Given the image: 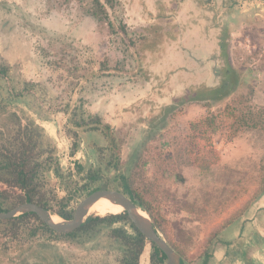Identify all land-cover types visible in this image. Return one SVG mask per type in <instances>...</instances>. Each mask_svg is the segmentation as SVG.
Wrapping results in <instances>:
<instances>
[{
  "label": "rangeland",
  "instance_id": "obj_1",
  "mask_svg": "<svg viewBox=\"0 0 264 264\" xmlns=\"http://www.w3.org/2000/svg\"><path fill=\"white\" fill-rule=\"evenodd\" d=\"M87 1L16 0L24 50L10 59L6 74L0 76V132L6 135L11 113L23 122L30 116L41 127L39 140L46 136L54 146L65 175L58 178L50 172L49 179L58 196L70 195L73 210L93 187L118 188L114 178L128 173L148 121L162 106L191 87L221 84L220 33L228 32L229 58L236 70L249 71L252 103L264 105V71L258 70L264 58V0H180L175 7L174 0H117L111 15L130 29L156 23L159 15L162 24L170 19L178 26L171 29L174 38H164L155 50L137 54L129 47L121 71L113 68L124 54L126 38L99 28L84 7ZM63 43L70 44L65 54L59 50ZM62 56L69 61L64 67L57 63ZM105 57H109L111 69L97 70ZM77 63L80 70L75 77L67 68ZM247 90L246 84H238L226 98L212 101L210 109L202 102L186 104L171 122L167 118L168 127L184 132L189 122L209 110H222L230 97ZM16 92L21 96L15 97ZM79 101L85 111L100 115L124 138L119 172L101 169V181L90 183L89 189L81 187V177L88 170L103 168L98 147L108 146V141L100 131L78 129V150L70 155L71 139L65 128L71 108ZM66 104L69 107L64 112ZM228 134L224 129L214 135L220 159L209 172L182 165L177 172L183 181L170 172L161 178L172 197L164 203L163 212L174 234L180 228L185 238H191L185 247L189 258L198 242L249 199L259 184L264 134L258 130L240 131L231 138ZM77 165L83 167L78 175ZM152 169L149 163L148 175ZM258 200L264 202V193L218 233L209 247L211 264H264V238L253 226ZM114 227L134 233L129 221H118L68 241L42 230L34 235L19 230L13 236L0 223V264H117L121 251L109 237ZM149 251L147 243L140 264H149Z\"/></svg>",
  "mask_w": 264,
  "mask_h": 264
},
{
  "label": "trees",
  "instance_id": "obj_2",
  "mask_svg": "<svg viewBox=\"0 0 264 264\" xmlns=\"http://www.w3.org/2000/svg\"><path fill=\"white\" fill-rule=\"evenodd\" d=\"M178 1L180 0L173 1L174 7ZM116 5L117 0H89L84 4L87 13L96 21L99 28L106 29L110 34H119L126 38L127 45H125L124 54L122 58L115 60L114 70L125 69L129 47H132L137 54L140 52L143 54L146 50H155L164 38H174L171 29H178V26L170 19H167L166 24H162L159 15L158 19H160L156 23L130 29L121 18L116 15L112 17L111 14L115 13ZM162 17L167 18L168 16ZM69 46L70 44L63 43L59 47L60 52L65 54ZM218 46L224 60L222 62L224 80L221 84L217 87L205 85L191 87L181 95L174 97L170 104L162 106L159 113L148 121V127L135 151L128 173H119L114 178L118 183L117 189L147 212L155 228L180 254V264H192L193 261H198L199 264H211L213 255L209 247L218 233L241 216L250 204L264 193L263 156L259 184L250 198L243 202L230 217L222 220L215 229H212L206 238L198 242L197 251L191 255V258L185 251L191 238L188 236L185 238L180 228L177 234H174L163 212L164 203L172 201V197L169 190L162 185L161 178L170 172L178 181H183L181 173L177 172V167L182 165L197 168L204 173L209 172L220 159L219 151L214 144L216 133L227 129L230 138L244 130H258L264 134V105L252 103L253 86L247 82L250 78L248 69L238 71L233 66L229 58L230 47L227 31L218 36ZM68 62L65 56L59 57L57 61L60 67H64ZM78 63L71 69L67 68L74 73L75 77L79 75L77 73L80 70ZM99 63L97 70L111 69L109 68V57H105ZM7 69V65L0 63V76L5 75ZM258 70L264 71V58L260 59ZM238 84H246L248 90L244 93H235L225 102L222 110H209L204 116L189 122L184 132H177L176 129L168 127V123L177 116L184 105L202 102L209 108L212 101L222 100L234 92ZM21 94V92H16L15 97ZM65 106L63 111L67 112L69 104ZM82 106V101H79L71 108L68 118L69 126L65 128V134L71 139L70 155L73 156L79 146L78 129L100 131L108 141V146L98 147L100 156L98 161L103 168L88 170L81 177L83 180L81 187L89 189L90 183L101 181V169L119 170L121 145L124 138L100 115L87 112ZM10 115L12 117L11 126L6 128V135L0 132V183L4 185V188L0 189V210L7 211L18 204L34 202L63 219L71 218L73 209L69 204L70 195L66 193L58 196L48 176L51 172L58 178L65 177L54 155V146L46 136L39 140V136L43 134L42 129L30 116L27 117V122H23L18 114L11 113ZM167 118L170 122H167ZM149 163L153 166L151 175L147 172ZM82 170L83 167L77 165L75 174L78 175ZM104 187L96 186L88 192ZM118 221H129L134 233L128 234L120 227L111 228L109 237L121 251L117 264H140L139 260L147 243L150 245L149 264L164 263L165 254L144 237L130 221L126 212L90 214L77 229L66 233L52 230L34 212L20 213L11 218L0 219L2 226L13 236H17L19 230H27L30 235L42 230L68 241H73L79 236L95 234L100 227L111 226Z\"/></svg>",
  "mask_w": 264,
  "mask_h": 264
},
{
  "label": "water",
  "instance_id": "obj_3",
  "mask_svg": "<svg viewBox=\"0 0 264 264\" xmlns=\"http://www.w3.org/2000/svg\"><path fill=\"white\" fill-rule=\"evenodd\" d=\"M102 197H106L111 202L120 205L123 209L122 212H126L130 221L144 237L162 250L165 254L163 264H180V254L167 242L162 233L155 228L147 212L142 210L132 199L118 189L98 188L88 192L75 206L72 217L63 219L59 216L61 218L60 222H54L52 218L54 213L34 202H24L7 211L0 210V219L11 218L20 213L34 212L52 230L61 233L71 232L86 220L87 216L90 215L88 213L90 206Z\"/></svg>",
  "mask_w": 264,
  "mask_h": 264
},
{
  "label": "flooded vegetation",
  "instance_id": "obj_4",
  "mask_svg": "<svg viewBox=\"0 0 264 264\" xmlns=\"http://www.w3.org/2000/svg\"><path fill=\"white\" fill-rule=\"evenodd\" d=\"M16 3V0H0V63L7 66L10 59L24 50V41L19 39Z\"/></svg>",
  "mask_w": 264,
  "mask_h": 264
},
{
  "label": "bare ground",
  "instance_id": "obj_5",
  "mask_svg": "<svg viewBox=\"0 0 264 264\" xmlns=\"http://www.w3.org/2000/svg\"><path fill=\"white\" fill-rule=\"evenodd\" d=\"M123 209L120 205L111 202L106 197L96 200L89 208L88 213L104 215L107 213L121 212ZM143 213V212H142ZM54 222H60L61 218L55 214L52 215Z\"/></svg>",
  "mask_w": 264,
  "mask_h": 264
},
{
  "label": "crops",
  "instance_id": "obj_6",
  "mask_svg": "<svg viewBox=\"0 0 264 264\" xmlns=\"http://www.w3.org/2000/svg\"><path fill=\"white\" fill-rule=\"evenodd\" d=\"M258 213L255 215L253 220V226L255 227V231H258L257 235L263 239L264 238V202H260V200L256 201Z\"/></svg>",
  "mask_w": 264,
  "mask_h": 264
}]
</instances>
